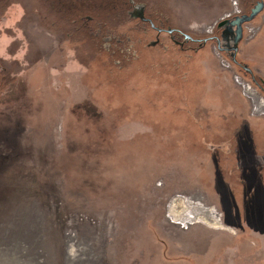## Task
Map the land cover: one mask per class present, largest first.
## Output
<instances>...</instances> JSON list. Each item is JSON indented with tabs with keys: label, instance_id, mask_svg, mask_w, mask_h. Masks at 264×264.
I'll return each instance as SVG.
<instances>
[{
	"label": "rangeland",
	"instance_id": "374dc122",
	"mask_svg": "<svg viewBox=\"0 0 264 264\" xmlns=\"http://www.w3.org/2000/svg\"><path fill=\"white\" fill-rule=\"evenodd\" d=\"M132 1L0 0V264H264V0Z\"/></svg>",
	"mask_w": 264,
	"mask_h": 264
},
{
	"label": "flooded vegetation",
	"instance_id": "af4514ba",
	"mask_svg": "<svg viewBox=\"0 0 264 264\" xmlns=\"http://www.w3.org/2000/svg\"><path fill=\"white\" fill-rule=\"evenodd\" d=\"M129 3L130 4H132L133 3V1L132 0H129ZM133 12H138V15L140 14V12L143 14V10H140V9H136V8H133V10H132ZM227 17V16H226ZM151 20V19H150ZM148 22H150V21H148ZM151 23V22H150ZM217 24V26H218V23L219 22H216ZM250 23V22H249ZM153 24V23H152ZM202 25V24H201ZM219 28V27H218ZM245 29V28H244ZM235 38V37H234ZM219 46V45H218ZM229 48H231V47H229ZM226 49H228V48H225V50ZM224 51V50H223ZM232 55H233V53H232ZM250 89L252 90V92L255 94V95H257L259 98H261L263 101H264V97L258 92V91H256L255 89H253V87L252 86H250ZM244 93L246 94V96L249 98V100H250V103H251V105H252V107H253V114H259V115H263L264 116V109L263 110H261L262 108H264V103L263 102H259L258 100H257V102H258V104L256 103V101H255V104H254V102H253V99H252V96L247 92V91H244ZM262 107V108H261ZM258 109V110H257ZM187 197V198H186ZM181 198V203L183 202V203H191V204H195V205H197L198 206V208H197V211L198 210H203L204 208H207V206H205L204 204H203V202L200 200H197V199H195L194 197H190V196H181V195H176L171 201H170V203H169V205H171L172 203H173V201L175 200V199H180ZM199 199V198H198ZM168 210H170V206H168ZM215 210H217L216 208H215ZM218 212V215H219V219H220V224L216 221V218H214L215 216H211V217H213L214 218V222H215V224L212 226V225H210V224H206V225H208V226H210V227H212V228H215V229H218V230H230V229H227V227L224 225V223H223V220H222V217H220V213H219V211H217ZM169 216V215H168ZM185 220V221H184ZM172 221H174V222H178V223H182L181 221H183V222H188V221H193V222H199L198 220H196L194 217L193 218H190V219H188V217H185L184 219H181V220H179V221H177V220H175L174 218L172 219ZM205 223V222H204Z\"/></svg>",
	"mask_w": 264,
	"mask_h": 264
},
{
	"label": "bare ground",
	"instance_id": "6f19581e",
	"mask_svg": "<svg viewBox=\"0 0 264 264\" xmlns=\"http://www.w3.org/2000/svg\"><path fill=\"white\" fill-rule=\"evenodd\" d=\"M264 3V2H263ZM233 5H235L236 6V2H234L233 3ZM235 12H237L236 10H235ZM227 15V14H226ZM226 15H225V17H226ZM228 16V15H227ZM220 19V18H219ZM204 26V25H203ZM203 26H202V28H203ZM245 28V30L247 31H249L251 34H253L255 31H254V28L252 29V27H251V25H250V23L248 24V27H244ZM206 29V28H205ZM247 33V32H246ZM235 81H237L238 82V84L242 87V91H243V93H244V91H247L251 96H252V99H253V102H254V104H255V101H256V103L258 104V102H257V100L259 101V102H263L264 103V101L261 99V98H259L257 95H255L253 92H252V90L250 89V84L249 83H247V82H245L242 78H236L235 79ZM245 94V93H244ZM190 197H192V196H190ZM201 199V198H200ZM183 203V202H182ZM214 214V216H215V218H216V221L220 224V219H219V215H218V212L215 210V208L214 207H211V206H207ZM180 213V212H179ZM183 215V214H182ZM220 217H221V214H220ZM197 218H203L204 219V217H203V215L201 216V213L197 216ZM196 218V219H197ZM210 218H208V220H209ZM190 222V221H189ZM210 225H212L213 226V224L215 223L213 220L211 221V222H209V221H207ZM184 225V224H183ZM70 239H72L73 241L72 242H75L76 244L77 243H79V239H78V236H77V234L74 232V233H71L70 234V236L68 237V241H70ZM68 244H70V242L68 243ZM75 248L76 247H74V249H73V253H74V251H75ZM84 250L86 249V248H84V247H82ZM90 250V249H89ZM71 261H73L74 262V260L72 259V260H70V262Z\"/></svg>",
	"mask_w": 264,
	"mask_h": 264
},
{
	"label": "water",
	"instance_id": "95a60500",
	"mask_svg": "<svg viewBox=\"0 0 264 264\" xmlns=\"http://www.w3.org/2000/svg\"><path fill=\"white\" fill-rule=\"evenodd\" d=\"M262 6H263V3H262V2H258L256 8L254 9V13H255V11H257L258 9H260ZM138 16L142 17L143 19H146V18L143 17V14H142L141 12H140V14H139ZM146 20H148V21L151 22L150 19H146ZM238 20H239V19H238ZM151 24H152V23H151ZM152 25H153V24H152ZM239 27H240V26H239ZM239 33H240V30L238 29L237 37H239ZM185 36L190 38V36H188V35H185ZM236 45H237V44L235 43V44L233 45V47H231L235 52L237 51V46H236ZM219 49L221 50V48H219ZM235 52H233V55H232L233 60H235Z\"/></svg>",
	"mask_w": 264,
	"mask_h": 264
},
{
	"label": "crops",
	"instance_id": "0c3cea01",
	"mask_svg": "<svg viewBox=\"0 0 264 264\" xmlns=\"http://www.w3.org/2000/svg\"><path fill=\"white\" fill-rule=\"evenodd\" d=\"M43 64H44V63H42L41 65L44 66ZM15 83H16V82H15ZM10 84H11V85H10ZM10 86H11V88L14 86V85L12 86V82L7 83L6 86H5L4 88L7 89V88L10 87ZM16 86L20 87L19 85H16ZM18 87H15V88L13 89V92H14V90H15L16 88H18ZM5 89H3V90H5ZM221 217H222V216H221ZM225 226H226L228 229H230L229 226H227L226 224H225ZM217 230H218V229H217ZM223 231H231V230H223Z\"/></svg>",
	"mask_w": 264,
	"mask_h": 264
}]
</instances>
